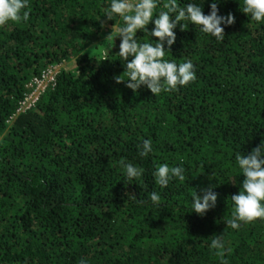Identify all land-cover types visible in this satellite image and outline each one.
I'll return each mask as SVG.
<instances>
[{"label": "trees", "instance_id": "16d2710c", "mask_svg": "<svg viewBox=\"0 0 264 264\" xmlns=\"http://www.w3.org/2000/svg\"><path fill=\"white\" fill-rule=\"evenodd\" d=\"M179 2L208 14L212 0ZM110 3L29 0L26 21L0 26V264H221L211 241L222 234L227 264H264V219L227 224L244 179L235 155L264 141V23L242 0H219L235 17L224 37L183 22L165 57L192 60L196 79L134 93L115 80L126 76L119 38H106L122 24L103 16ZM58 63L55 86L16 114L31 78ZM144 139L154 150L141 158ZM121 161L141 177L129 183ZM163 163L185 180L161 189ZM209 186L216 205L199 216L191 196Z\"/></svg>", "mask_w": 264, "mask_h": 264}, {"label": "clouds", "instance_id": "9594fccd", "mask_svg": "<svg viewBox=\"0 0 264 264\" xmlns=\"http://www.w3.org/2000/svg\"><path fill=\"white\" fill-rule=\"evenodd\" d=\"M219 0H212L208 14L203 12V6L189 2L183 5L179 0H111L105 8L104 15L108 20L122 21L106 38L115 33L119 38V60L124 66L123 74L116 76L117 83L126 82V87L134 93L145 86L154 95L172 91L178 87L190 84L196 79V67L192 60L177 63L166 59L171 53L177 35L178 24L185 28L183 22L199 26V30L207 35L222 39L225 27L235 23V17L228 13L219 14ZM242 11L258 23H264V0H242ZM29 0H0V26L9 22L26 21L29 18ZM100 19V18H99ZM152 25L149 29V25ZM101 27H106L102 24ZM138 32H143L145 40L140 41ZM152 37L158 39H151ZM110 48V51H112ZM131 57V59H129ZM153 142L144 139L139 146L138 155L143 158L153 152ZM237 171L243 175L241 189L231 197L234 205L232 218L227 221L231 229L238 230L242 223H250L264 219V141L253 148L250 153L235 155ZM126 180L131 183L143 174V169L132 162L121 161ZM153 176L161 189L166 188L173 179L185 180V168L170 166L167 163L156 166ZM202 195L194 191L191 196L193 212L204 216L214 208L217 193L212 186L201 189ZM161 193H150V201L159 206ZM144 203V201H141ZM211 247L221 257V264H227L224 259L225 243L223 234L217 235L211 241ZM79 264H87L86 258H81Z\"/></svg>", "mask_w": 264, "mask_h": 264}, {"label": "built area", "instance_id": "2783aa9c", "mask_svg": "<svg viewBox=\"0 0 264 264\" xmlns=\"http://www.w3.org/2000/svg\"><path fill=\"white\" fill-rule=\"evenodd\" d=\"M63 67V63L51 64L45 67L39 74L33 76L28 83L27 91L20 100L16 114L25 112L36 106L39 98L48 90L55 86L56 77Z\"/></svg>", "mask_w": 264, "mask_h": 264}]
</instances>
